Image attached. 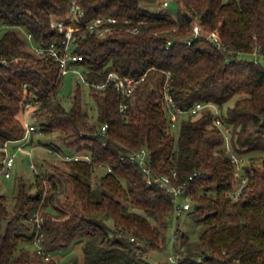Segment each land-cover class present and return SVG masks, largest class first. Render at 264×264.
I'll return each mask as SVG.
<instances>
[{"label": "trees", "instance_id": "16d2710c", "mask_svg": "<svg viewBox=\"0 0 264 264\" xmlns=\"http://www.w3.org/2000/svg\"><path fill=\"white\" fill-rule=\"evenodd\" d=\"M70 1L0 0V146L24 137V104L31 99L37 100L33 122L59 141L44 143L49 149L91 157L63 161L67 170L36 173L33 183L19 179L11 207L0 194V264H57L52 253L75 242H82L83 264H151L144 253L161 250V227L178 212L171 193L147 183L141 168L122 158L141 147L149 150L155 172L175 171L174 184H184L202 216L198 239L183 240L176 264H264V63L258 59L264 60V0H173L175 14L142 7L156 0H78L85 20L110 14L139 27L137 33L123 28L105 38L84 36L73 50L88 82L105 81L110 71L144 75L124 112L112 82L97 90L77 79L63 103L58 62L34 48L61 42L48 21L65 16ZM185 13L204 33L216 29L221 45L204 36L188 44L192 21ZM250 53L257 57H242ZM165 82L181 108L196 102L218 107L241 172L210 108L183 115L176 129L169 128ZM253 154L260 156L258 167L243 162ZM4 155L0 150V171ZM99 163L110 170L97 173L94 187ZM242 175L247 180L235 197ZM67 187L72 198L59 206L56 195ZM36 236L43 255L27 248Z\"/></svg>", "mask_w": 264, "mask_h": 264}, {"label": "built area", "instance_id": "2783aa9c", "mask_svg": "<svg viewBox=\"0 0 264 264\" xmlns=\"http://www.w3.org/2000/svg\"><path fill=\"white\" fill-rule=\"evenodd\" d=\"M172 1L173 0H160V7H162V9H167L169 3ZM84 17V8L81 6L79 1L71 0L68 12L65 16H51L48 21V28L51 31L57 32L62 35L61 42L58 43L55 41L46 48H34L40 53L44 52L48 54L52 58V60L58 62L61 69V74L63 76L70 71H76L82 82L90 84L97 90H102L107 83L112 82L120 95L119 110L124 112L128 105V103L126 102L127 98L133 95L136 88L139 86L140 82L144 78V75L141 77H134L122 74L117 71H110L105 81L88 82L85 79L84 72L82 70L81 72H79L76 69L79 68L77 62L78 60H80L81 56L79 54L74 53L73 50L76 46L77 40L84 36L89 35L95 36L97 38H105L115 34L123 28L127 31L137 33L139 31V27H127L125 25L130 23L129 19L116 17L110 14H102L90 20H85ZM190 34L191 36L186 39V42L188 44L191 43L193 38L204 36L217 47L221 45V39L217 30L215 29L210 31L209 33H204L202 25L197 20H193L191 22ZM26 35L27 38L31 40V35L29 33H26ZM167 44H170V41ZM161 94L163 107L168 117V125L170 129L177 128L178 123L180 122V119L183 115L199 114L203 112V110H205L206 108H210L213 114L214 124L221 130L227 140L226 151L230 154L232 161L235 162L236 169L238 171H242L238 158L231 152V149L229 147L228 127L223 124L221 118L219 117V109L215 104L209 102H196L190 107L181 108L175 103V101L170 96L166 82L161 89ZM35 103L37 104V100L27 99L24 104L23 125L25 128V133L23 138H29L30 133L35 131L36 129V125L33 123V119L36 113ZM106 127V123L102 125L101 129L103 132ZM8 143L9 142L6 141L3 143L2 146H0V150H3L5 152L3 158V167L0 171V173H2L4 177H10L9 171L13 166L14 162V154L8 155L6 151ZM21 147L22 145H18L15 149L21 150ZM49 151L56 155L57 158L60 159L62 162L70 160H87L88 162H91V157L87 153L59 152L52 149H49ZM124 157H126L131 162L136 163L141 168L144 179L147 183L157 184L158 186L164 188L166 191L171 193L172 201L174 204L173 212H180L181 210L190 209L191 204L190 202H188L190 195L185 193L184 184L176 185L173 182V176L175 175V171L170 170L169 173L155 172L149 164V150L146 147H141L138 150L130 151L126 153V156H122V158ZM30 166L35 169L33 163H31ZM104 169L110 170L109 167H106L102 163H99L94 166L95 172ZM246 180L247 177L245 175H242L237 184H240V189L246 183ZM240 189L236 193V197H238ZM34 220L37 223L41 221V217L39 216V214L35 215ZM33 244L36 245L37 252L43 255V247L40 244L39 236L35 237V239L33 240ZM50 257L51 256L49 254L45 255L46 259Z\"/></svg>", "mask_w": 264, "mask_h": 264}, {"label": "rangeland", "instance_id": "374dc122", "mask_svg": "<svg viewBox=\"0 0 264 264\" xmlns=\"http://www.w3.org/2000/svg\"><path fill=\"white\" fill-rule=\"evenodd\" d=\"M159 2L160 0H156L151 5L144 3L142 4V7L149 8L153 11H159L162 10ZM168 10H170L172 14L176 13V6L173 2L169 3ZM242 57L253 59L257 56L250 53L243 54ZM258 59L264 63V60L261 57H258ZM76 69L81 72L80 68ZM77 79L81 81L76 71H70L63 76L62 84L58 91V95L63 103H69ZM83 89L84 92H88V87L85 84ZM88 109L90 115L93 116L95 111L90 103H88ZM33 123L36 125V129L30 133L29 138L26 137L15 142H9L6 149L8 155L14 154V162L9 171L10 177H4V175L0 173V194L6 196L9 207H11L14 202L16 184L19 179H23L28 183H33L36 173L44 175L45 173L53 172V166L64 170L68 169L66 164L49 151L50 147L44 144L50 141L56 143L58 141L56 137L41 133L37 124L35 122ZM18 145H22L21 150L15 149ZM243 162L246 166L252 165L258 167L260 165V156L258 154H253ZM31 163L34 164L35 169L30 166ZM101 171L102 170H100V172ZM98 172L95 173L96 175L92 180L94 187H96L98 183ZM45 183L49 186L48 182L45 181ZM239 189L240 184L237 185L235 191H233L235 197ZM32 191H34V186ZM56 196V204L59 206H63L66 201L72 198L68 187L64 192H61ZM188 202L191 204L190 209L181 210L174 215H170L168 219L170 221L169 225L166 228L161 227L163 233V239H161L160 242L161 250H150L144 253V258H146L151 264H176L177 258L179 257V250L183 247V240L187 239L188 242H195L198 239V236L203 229V226L199 221L202 216L195 209L190 198ZM107 222L110 224L112 223L110 220ZM181 235H184V238H182ZM27 248L32 251L36 249V245H28ZM52 255L57 264H65L66 262L83 264L82 242H75L69 248L53 252Z\"/></svg>", "mask_w": 264, "mask_h": 264}, {"label": "water", "instance_id": "95a60500", "mask_svg": "<svg viewBox=\"0 0 264 264\" xmlns=\"http://www.w3.org/2000/svg\"><path fill=\"white\" fill-rule=\"evenodd\" d=\"M184 16L186 17V19H187L189 22L192 21V18H191L187 13H185Z\"/></svg>", "mask_w": 264, "mask_h": 264}]
</instances>
